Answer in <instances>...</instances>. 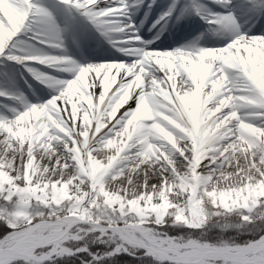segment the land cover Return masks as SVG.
<instances>
[{"label":"snow or ice","instance_id":"snow-or-ice-1","mask_svg":"<svg viewBox=\"0 0 264 264\" xmlns=\"http://www.w3.org/2000/svg\"><path fill=\"white\" fill-rule=\"evenodd\" d=\"M61 2L110 41L129 33L121 50L140 40L127 0L108 7L101 0ZM213 2L227 10L214 13L200 0H173L153 26L182 8L229 27L233 38L224 46L141 47L128 62L78 66L74 79L57 81L58 95L0 114V264H54L64 256H77L79 264H264V89L254 78L257 68L264 69V33L241 31L232 0ZM9 3L23 18L12 25L0 12L7 28L0 55L25 63L37 79L44 77L28 62L74 65L66 55H44L37 47L13 54L14 38L30 26H37L33 38L39 44L56 48L62 29L34 0ZM238 7L264 15V0H241ZM76 85L83 97L70 99L67 91ZM11 95L0 90V96ZM188 96L198 97L195 115ZM146 102L149 115L132 128ZM37 112L46 115L33 118ZM27 127L31 136L17 134ZM153 175L156 183H150ZM53 186L67 196L53 199ZM253 188L257 193L243 202L221 199ZM194 211L201 216L197 224L191 223ZM233 215L238 222L225 219L216 225L221 234L209 236L210 218ZM168 226L194 231L171 235ZM229 230L250 238L224 236ZM99 244L104 247H93Z\"/></svg>","mask_w":264,"mask_h":264},{"label":"bare ground","instance_id":"bare-ground-1","mask_svg":"<svg viewBox=\"0 0 264 264\" xmlns=\"http://www.w3.org/2000/svg\"><path fill=\"white\" fill-rule=\"evenodd\" d=\"M59 1L61 2V0H59ZM130 1H132V2H129L127 0L128 4H129V7H131L138 0H134V2H133V0H130ZM155 1H160V0H145V3H148V2L149 3H154ZM161 1L162 2L159 3V8H160L159 10H160V13H161L159 15V17H161L164 12L168 11L169 6L173 3V0H170L169 2H165V0H161ZM117 2H118V0H101V6L102 7H108V6H111L112 4L117 3ZM0 3L3 5V7L7 8V10H10L11 9V4L9 3V0H0ZM180 3L182 4L183 3V0ZM66 8H68V7L66 6ZM72 10H74L75 13H78L79 15H81L75 9H71V11ZM211 12H213V11H211ZM214 13H222V12L216 11ZM176 14L178 16L181 15L180 12H176ZM16 16H17V14H15V13L12 14L11 18L9 19V24L15 25L16 23L20 22L22 20V18H23V13H22V16L20 17V21H18L16 19ZM172 16L173 15H171L170 17H166L164 19V21L166 22V24H168V22L171 23V24H173V22H171V20H170V19H172ZM164 21H162L160 23V25H163L164 24ZM74 22H75L74 19H71L68 22L66 20L62 21V23L64 24V26L63 25H60L59 26V27L63 26L62 33H61V40H62V37L64 39V34L63 33H69L71 27L77 26L76 23L73 24ZM124 22L126 23L127 20L125 19ZM117 23H120V21H117ZM0 24H2V22H0ZM169 25L170 24H168V26ZM180 28L181 27L179 26V29ZM184 28L185 29H188V26H184ZM212 29H214V27H212ZM224 29L230 30L229 27H225V26H222V25H218V32L224 33V31H225ZM125 35H130V34L129 33H120L118 35H115L113 37V40L111 41V44L114 47L120 49L118 47V45L120 43H124L125 42L123 40V37ZM226 35H229V34H226ZM231 39H228L227 41L223 42L221 45L213 46L212 48H218L219 46L220 47L221 46H224L227 42H230ZM131 46H132L131 50L129 48L125 49V50H127L129 52L125 54L124 59H123L124 62H128L130 60H134L135 53L137 51H139V50H137V47L134 46V43H132ZM56 50H58V52H61L64 55L68 56L74 62V65L73 64H64L62 62H59L61 64V67H63L64 70H67V71L74 70V67L75 66L77 67L76 60L72 56L70 57V55H67L68 53H70L69 51H67L65 49H62V50L56 49ZM41 54L51 55L52 53H50V52L47 51V52H44V53L41 52ZM64 55H59V56H64ZM110 59H111V57H108V56L100 57L99 58V61H95V60H92V59H86V62L84 63V66H86L87 64H90V63L95 64V63H100V62H108ZM111 61H116V60L113 59ZM68 65H71L72 67L69 68V67H67ZM193 68H194V70L198 74L200 73V68L197 67V65L195 63H193ZM204 71L207 72V69L205 68ZM71 73H72V76H66V77H70V78H63V79H55L53 77L50 78L55 83V87H54L55 92H54L53 95H58L59 94V84L57 83V81H59V82H65V81H67L69 79H74L75 76L78 74L77 71H74V72H71ZM158 75H162V73H159ZM262 75H264V69L257 68V70H256V72L254 74V78H255L256 82L258 83V85H260V83H259L260 79H263ZM117 82H119V78L117 79ZM93 91H94V93L98 94L99 91H101V89L94 88ZM67 95L69 96L70 99H71L72 96H77L78 98H82L83 97V92L81 91L79 85H76V86H74L73 89L67 91ZM51 97H48V98L44 99V101H42V102H35V103H43V102H46ZM106 99H107V95H106ZM197 100H198V97L188 96L187 97V105L190 106L191 109H192L196 105ZM25 101L28 102V103H32L31 101H28V99H26V98H25L24 102ZM128 103L129 104H132L133 103V101H132L131 98H130V100H129ZM101 107H103V105H101ZM126 107H127V105L122 106L121 109L118 110V113L117 114L120 115V112H123ZM146 110H151V105L149 103H147V102L145 103V108L142 111L136 113V118H135V120L132 121V125H131L132 128H135L136 124L139 121H141V120H143L145 118V111ZM43 115H46V112H37V113H34L33 114V118H39V117H41ZM49 120H51V117H49ZM53 123H54V121H53ZM32 132H33V129L31 127L20 128V129L17 130V134H19L20 136H31L32 135ZM45 160L47 161L48 158L45 157ZM89 165L94 170L98 167V165L96 164V162L92 161L91 157H89ZM4 179H5L4 175L2 173H0V182H3ZM158 179H159V177L157 175H153L152 178H151V180H150V183H156L158 181ZM262 190H264V188H260L259 189L260 193L264 194V191H262ZM42 193L46 194L48 192L46 190H44V191H41V195H42ZM256 193H257V189L256 188H253L251 191H247V192H236V193L228 192V193H225L224 194V197L225 198L223 199V201L224 202H234V203L235 202H243L245 199L250 198L251 196L255 195ZM52 194H55V195H59L60 194L58 192V190L55 188V186H53V192H52Z\"/></svg>","mask_w":264,"mask_h":264},{"label":"rangeland","instance_id":"rangeland-1","mask_svg":"<svg viewBox=\"0 0 264 264\" xmlns=\"http://www.w3.org/2000/svg\"><path fill=\"white\" fill-rule=\"evenodd\" d=\"M34 3H36L37 5H39L41 7H42V5H40V4L43 3L44 4V8H46L47 10H50L49 7H45V5L47 3L46 0H34ZM58 9H60L58 15L61 16V17L62 16L65 17V13L66 12L62 10L63 8L60 7ZM66 11H68V10L66 9ZM0 12L4 13V15L8 16L9 19L11 18L12 14L15 13V14H17L16 19L18 21H20V17L22 16V12L20 10L16 9V8H14L12 5H11V9L7 10V8L3 7V5L1 3H0ZM51 13L54 14L53 11ZM53 16H55V15H53ZM57 24H58V27H59L60 24H59L58 21H57ZM6 31H7L6 26L3 23L0 24V39L3 38V34ZM31 31H32V34H27L26 33V37H16V38H14L16 40V43L14 45L15 51L13 53L19 52V51L22 52V53L26 52V51L28 52L30 50V48H32V47H37V48L43 49V48H45L47 46V45L39 44L33 38L34 35L37 32V26H32ZM22 34H24V33H22ZM0 57H4V56L0 55ZM0 63H4V60H0ZM31 63H33V62H31ZM30 65L36 70V72L40 70L39 68L36 67L35 63L30 64ZM57 66H59V65L58 64H53V67H57ZM25 67L27 68L26 65H22L21 67H17V69L15 68L14 71L18 72L19 74L24 73ZM8 73L11 74L12 70L9 69ZM2 74L0 75V90H4V91H6L8 93H11L12 95H11L10 100H8V97H6V96H0V114H6L5 113L6 111H10L12 113V109H23L24 104H23L22 101L24 100V94L20 93V91L18 89H16L15 83L12 81V79H8L5 74H4V76H2ZM262 76L264 78V75H262ZM178 159H181V158H178ZM42 195L43 196H48L49 193H46V194L43 193ZM52 195H55V194H52ZM215 219H220V218L216 217ZM224 221L225 220H222V218L220 219V223H223ZM227 221L228 222H234V220H232V221L231 220H227ZM181 229H188V228H184V227H180V226H168V228L166 230H168L171 235H179V234L182 233V232H180ZM188 230L194 231L192 229H188Z\"/></svg>","mask_w":264,"mask_h":264},{"label":"trees","instance_id":"trees-1","mask_svg":"<svg viewBox=\"0 0 264 264\" xmlns=\"http://www.w3.org/2000/svg\"><path fill=\"white\" fill-rule=\"evenodd\" d=\"M219 218L220 219L222 218V220H225V219L231 220V221L234 220V222H230L233 224L238 222V217L235 215L228 217V218H223V217H219ZM188 232H190V231H188ZM2 234H3L2 231H0V235H2ZM208 234L210 237L214 238L215 236L220 235L221 233H220V229L217 226H215V227L209 228ZM223 235L235 237L238 241H243L245 239L250 238L248 233H245V232H239L238 233L236 230L226 231L223 233ZM93 247H100L101 248V245H93ZM128 260L132 261L133 258L128 257ZM54 264H79V259L77 257H71V258L65 257V258H60V259L56 260L54 262Z\"/></svg>","mask_w":264,"mask_h":264},{"label":"clouds","instance_id":"clouds-1","mask_svg":"<svg viewBox=\"0 0 264 264\" xmlns=\"http://www.w3.org/2000/svg\"><path fill=\"white\" fill-rule=\"evenodd\" d=\"M212 51H213L212 49H207L206 50V54H211ZM201 82H202V79H201ZM259 83H260V87L262 89H264V79H260ZM214 87H215V85H214ZM184 99H185V103L187 105V97H185ZM144 108H145V105H144ZM150 111L151 110H146L145 111V117H147L149 115ZM197 111H198V100L196 102V105L192 108L193 115H195ZM161 131H163V129H161ZM262 191H264V190H262ZM58 192L60 194L59 195H54L53 199L59 200V199H63L64 197L67 196V191L66 190H58ZM224 198H225L224 195H222L221 199L223 200ZM191 215H192L191 223L197 224L201 220V216H200L199 212H195L194 211ZM215 218L216 217H212V218L209 219V223H208V227L209 228L215 227L218 223H220V219H215ZM185 219L187 221V218H185Z\"/></svg>","mask_w":264,"mask_h":264},{"label":"flooded vegetation","instance_id":"flooded-vegetation-1","mask_svg":"<svg viewBox=\"0 0 264 264\" xmlns=\"http://www.w3.org/2000/svg\"><path fill=\"white\" fill-rule=\"evenodd\" d=\"M67 257V258H71V257H77V256H64V258ZM78 258V257H77Z\"/></svg>","mask_w":264,"mask_h":264}]
</instances>
